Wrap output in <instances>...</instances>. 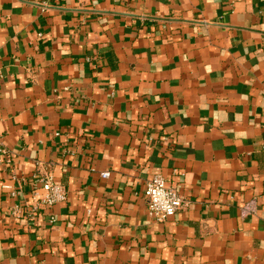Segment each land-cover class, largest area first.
<instances>
[{"label": "crops", "instance_id": "crops-1", "mask_svg": "<svg viewBox=\"0 0 264 264\" xmlns=\"http://www.w3.org/2000/svg\"><path fill=\"white\" fill-rule=\"evenodd\" d=\"M0 73V264H264V0H0Z\"/></svg>", "mask_w": 264, "mask_h": 264}, {"label": "built area", "instance_id": "built-area-1", "mask_svg": "<svg viewBox=\"0 0 264 264\" xmlns=\"http://www.w3.org/2000/svg\"><path fill=\"white\" fill-rule=\"evenodd\" d=\"M0 73V79H1ZM1 99V95H0ZM1 122V121H0ZM264 151V145H263ZM11 162L10 152L5 144L4 132L1 129L0 123V168L9 165ZM39 166L44 168L43 177L39 179L41 187H35L33 191V204L27 207L29 209L30 217L34 214L44 210L50 209L55 205L64 203L68 199V194L63 185L56 182L53 174L43 165ZM103 179H108L110 173L105 172L101 174ZM14 180L22 186L21 182L14 178ZM18 187V188H19ZM5 190L9 191L12 198H18L22 195L21 190L14 186H4ZM21 189V188H20ZM145 197L148 199V214L149 217L156 222L164 223L179 211L186 210L190 206V201L180 194L177 187L167 181L162 176H154L153 179L147 184ZM255 202L247 204L243 211V215H248L255 212ZM22 207L18 204L16 211H21ZM53 222L55 219H52Z\"/></svg>", "mask_w": 264, "mask_h": 264}]
</instances>
